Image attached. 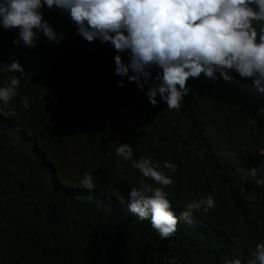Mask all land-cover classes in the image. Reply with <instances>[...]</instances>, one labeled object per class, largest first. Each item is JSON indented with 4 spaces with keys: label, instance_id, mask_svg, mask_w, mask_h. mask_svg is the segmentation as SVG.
<instances>
[{
    "label": "trees",
    "instance_id": "16d2710c",
    "mask_svg": "<svg viewBox=\"0 0 264 264\" xmlns=\"http://www.w3.org/2000/svg\"><path fill=\"white\" fill-rule=\"evenodd\" d=\"M41 12L63 34L59 43L40 33L29 49L12 43L15 28H0V62L17 60L24 74L0 108V264L253 262L255 244L264 241V185L247 170L264 161V93L235 72L229 81L217 74L215 83L201 74L186 81L179 109L159 96L153 106L147 86L114 74L109 42H87L55 7ZM120 55L127 63V53ZM13 75L20 73L0 70V85ZM120 143L132 146L133 159L176 164L164 169L174 181L164 191L177 217L207 195L214 208L193 211L191 223L178 220L161 239L128 210L130 188L152 181L115 155ZM85 172L92 190L78 183Z\"/></svg>",
    "mask_w": 264,
    "mask_h": 264
},
{
    "label": "clouds",
    "instance_id": "9594fccd",
    "mask_svg": "<svg viewBox=\"0 0 264 264\" xmlns=\"http://www.w3.org/2000/svg\"><path fill=\"white\" fill-rule=\"evenodd\" d=\"M42 7L65 13L87 42H109L115 50L114 74L126 76L139 89L147 86L145 95L153 106L159 96L167 109H179L190 91L186 81L201 74L215 83L217 74L229 81L235 72L251 78L257 91L264 93V0H0V28L17 30L13 44L35 49L40 33L48 42L63 39L43 18ZM121 52L127 53V63ZM0 64L4 72L20 73L0 85V108H4L17 95L24 74L17 60ZM116 85L122 86L123 81L117 80ZM21 106L29 108L28 97L21 98ZM10 114L15 112L10 109ZM115 155L152 181L130 188L127 207L137 219L148 220L161 239L175 232L178 220L191 223L193 211L214 208L213 196L207 195L189 201L177 217L164 191L174 183L164 169L172 172L176 164L165 160L161 167L146 156L133 159L128 143H120ZM247 174L257 186L264 185V161L249 167ZM78 183L88 190L96 187L88 172ZM251 255L250 264H264V241L255 244ZM225 264L242 261L233 258Z\"/></svg>",
    "mask_w": 264,
    "mask_h": 264
},
{
    "label": "rangeland",
    "instance_id": "374dc122",
    "mask_svg": "<svg viewBox=\"0 0 264 264\" xmlns=\"http://www.w3.org/2000/svg\"><path fill=\"white\" fill-rule=\"evenodd\" d=\"M65 168H66V169H69V170H71V171H73V172L79 170V167H78L77 165H75V164H70V163H68V165H66Z\"/></svg>",
    "mask_w": 264,
    "mask_h": 264
}]
</instances>
